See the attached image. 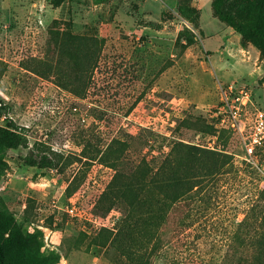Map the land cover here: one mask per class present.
<instances>
[{
    "label": "rangeland",
    "instance_id": "1",
    "mask_svg": "<svg viewBox=\"0 0 264 264\" xmlns=\"http://www.w3.org/2000/svg\"><path fill=\"white\" fill-rule=\"evenodd\" d=\"M227 7L264 26V0ZM235 81L249 85L252 112L264 109V42L220 21L212 0H0V128L12 118L29 141L7 152L0 201L24 233L41 231L38 264H256L261 254L240 224L264 175L212 116L219 87ZM176 141L228 162L175 204L160 252L135 258L132 238L134 257L122 255L104 242L124 209L96 202L119 169L146 158L155 172ZM31 153L52 164H27Z\"/></svg>",
    "mask_w": 264,
    "mask_h": 264
},
{
    "label": "trees",
    "instance_id": "2",
    "mask_svg": "<svg viewBox=\"0 0 264 264\" xmlns=\"http://www.w3.org/2000/svg\"><path fill=\"white\" fill-rule=\"evenodd\" d=\"M212 8L220 21L233 28L243 38L251 36L264 42V26L245 22L237 13L228 9L227 0H212ZM5 108L0 99V113ZM6 121L7 127L0 128V169L10 149L21 145L29 147L28 135L24 133L26 127L19 126L12 118H6ZM199 124L198 128H206L204 130L211 127L205 120ZM227 156L197 145L176 141L155 172L146 158L130 170L119 169L109 188L96 202L97 209L103 211H110L116 205L124 209L125 216L117 232L113 237L108 235L104 244L116 246L122 255L134 257L133 252L128 251L131 242L129 240L138 238L139 241L135 242L138 248L135 258H139L143 248L151 247L152 254L160 252L166 241L163 238L170 232L168 220L177 213V208H173L175 204H179L183 198L195 197L205 179L221 171L228 162ZM24 160L27 164L39 167H49L52 164L48 155H42L38 160L31 153ZM127 174H132L130 179L120 182V178ZM259 195L261 197H257V203L252 205L240 225H248L247 231L252 235L251 239L254 238L253 244L261 254L257 256L256 264H264V216L262 215L259 223L258 215L252 213L258 207L257 214L258 211L264 213V188L260 190ZM177 223L173 217L172 227ZM133 231L143 232L144 236L135 237L136 233L133 234ZM40 232L24 233L14 215L0 201V264H38V252L42 246L37 239ZM147 257L149 259L150 256ZM120 264L124 263L120 261Z\"/></svg>",
    "mask_w": 264,
    "mask_h": 264
},
{
    "label": "built area",
    "instance_id": "3",
    "mask_svg": "<svg viewBox=\"0 0 264 264\" xmlns=\"http://www.w3.org/2000/svg\"><path fill=\"white\" fill-rule=\"evenodd\" d=\"M219 89L220 101L213 118L220 127L237 134L245 159L264 175V157L262 161L258 158V150L264 147V109L252 112V93L245 82L222 84Z\"/></svg>",
    "mask_w": 264,
    "mask_h": 264
}]
</instances>
